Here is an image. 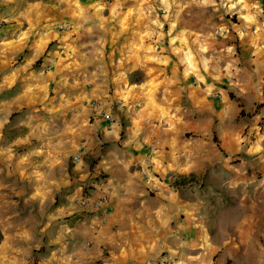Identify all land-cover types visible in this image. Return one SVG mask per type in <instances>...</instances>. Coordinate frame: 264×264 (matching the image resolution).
<instances>
[{"label": "crops", "instance_id": "obj_1", "mask_svg": "<svg viewBox=\"0 0 264 264\" xmlns=\"http://www.w3.org/2000/svg\"><path fill=\"white\" fill-rule=\"evenodd\" d=\"M0 20V264H264V0H0Z\"/></svg>", "mask_w": 264, "mask_h": 264}, {"label": "built area", "instance_id": "obj_2", "mask_svg": "<svg viewBox=\"0 0 264 264\" xmlns=\"http://www.w3.org/2000/svg\"><path fill=\"white\" fill-rule=\"evenodd\" d=\"M1 24H2V21L0 20V26H1ZM58 27L60 29H63L66 27V23L63 22V23L59 24ZM93 108L98 109L99 112L102 114L103 118H105L106 120H108V121L113 120V116H112L111 112L105 111L104 108H102V106H100V104L94 103ZM154 149L155 148H153V147H149L148 156L146 158L147 164L142 165L140 168L141 174L146 180H152V178L154 176L153 172L151 171V166H150V164H148L151 161V154L153 153ZM72 159H73V161H78L79 160V154L78 153L74 154L72 156ZM106 201H107L106 196H101L98 199L92 200L91 203L94 207H98L101 204L105 203ZM89 202H90V199H88L87 197H84L81 199L82 205H85Z\"/></svg>", "mask_w": 264, "mask_h": 264}, {"label": "rangeland", "instance_id": "obj_3", "mask_svg": "<svg viewBox=\"0 0 264 264\" xmlns=\"http://www.w3.org/2000/svg\"><path fill=\"white\" fill-rule=\"evenodd\" d=\"M5 21H2V24L1 25H3V23H4ZM58 28V24L56 25V29ZM55 43V42H54ZM90 66H91V64H89ZM94 103H96V101H94ZM93 103V104H94ZM13 135V134H12ZM22 148V150H25L26 149V147H21ZM71 160H72V157L71 156H69V162H70V164H72L71 163ZM149 164V163H148ZM141 168V167H140ZM154 174V173H153ZM192 179L193 178H191V177H183V178H181V186L182 187H185V184H187V183H191V181H192ZM187 187V186H186ZM66 189V188H65ZM62 191H63V188H61L60 190H59V192H57V190H55V195H54V205L56 206V205H61V203H63V200H62V198L60 197V194H62ZM48 207V209H49V206H47ZM28 210L29 209H31L30 210V212L31 213H33L35 210L37 211V213L39 212V213H44V211L43 210H38V206H27L26 207ZM38 213V214H39ZM40 216V215H39ZM43 216V215H42ZM45 238V237H44ZM43 238V239H44ZM42 239V240H43ZM41 249H37V251H40V253H41V251H44L45 250V248H46V246L45 245H41V247H40ZM43 254V253H42ZM33 255V257L34 258H37L38 259V257H35L34 256V253L32 254ZM31 255V256H32ZM37 256H38V254H37ZM76 256V255H75ZM35 264H36V262H35ZM52 264H54V263H52Z\"/></svg>", "mask_w": 264, "mask_h": 264}]
</instances>
